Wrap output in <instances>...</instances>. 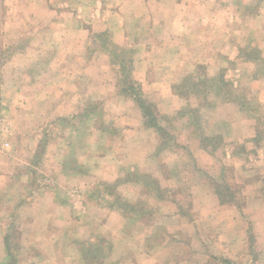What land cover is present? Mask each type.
<instances>
[{
  "label": "crops",
  "instance_id": "1",
  "mask_svg": "<svg viewBox=\"0 0 264 264\" xmlns=\"http://www.w3.org/2000/svg\"><path fill=\"white\" fill-rule=\"evenodd\" d=\"M88 1L0 0V158L3 156L2 152L9 149V139L14 137V132L17 130L21 134L18 141L20 147L15 150V154L12 153V158L0 159V264H78L83 259L76 247L82 238L79 239L80 235L74 232L71 209L66 206L68 202L78 216L77 208L83 206V203L77 206L71 203L73 190L76 188H70L65 198H62L61 190H65L76 179L83 180L90 186V169L99 167L100 163L102 173L94 177H100L103 182L105 179H118L117 173L120 172H115V169L120 168L116 164L121 160L113 154L120 147L113 145L117 138L110 140L100 133L101 140L95 133L96 138L89 142V128L96 118V113L90 111V102L102 100L103 108L100 107L99 111L104 110L105 116L116 117L121 111V94H114L115 90L111 94H100L104 83L110 86L116 80L108 50L119 54L118 52L127 53L125 48L129 52L134 48L136 53L139 52L135 60L139 68L138 72H134V79L141 84L146 98L157 103L163 116L173 115L193 105H189L187 100L195 98L194 95H175L172 92V78L189 73L192 59H196L198 64L204 59V65L210 62L211 66L216 67L224 59L223 65L236 68H244V65L264 66L262 33L249 32L251 29L243 24L237 32L246 35V46L235 48L232 29L221 36L215 25L211 26L215 18L221 17L233 25V19L239 18L238 13H233L235 0H95L98 6L97 16L103 15L105 18L109 15L106 10L108 4H113L111 21L103 22V27L95 36V42L92 41L89 17L84 19V10L89 8L85 7ZM239 1L244 4L242 12L247 13L240 14L244 23V18H250L249 2L252 0ZM263 16L260 5L256 15L252 16L251 23L257 24ZM212 36L218 39L214 40ZM102 37L114 40L115 44L106 47L102 44ZM222 42L226 54L223 57L211 54V50L217 49ZM251 45L254 46L253 51L246 55L247 46ZM234 48L238 50L239 57L230 59V52ZM103 50H107L106 53ZM203 52H206L204 57ZM253 52L256 53L254 57ZM97 53L99 55L95 56ZM255 69L252 72L242 69L241 80L251 78L250 80L259 81V73L262 72ZM157 70L159 80L154 75ZM235 73H239V70L236 69ZM9 81L15 87L12 90L6 87V82ZM93 85L96 87H92ZM210 95L204 94V98ZM10 99H16L15 107L10 106ZM234 100L231 108H228L232 104L229 103L219 112L213 110L209 100L206 101L200 110V115L207 116L206 126L214 119L218 121L220 118L217 119V116L223 115L220 127L226 126L235 134L250 130L253 121L248 116L254 120V115L263 113L262 108L253 105V108L247 109L245 106L248 103L244 98L234 97ZM30 102H38L45 107L32 108ZM131 103H123L128 113H132L135 108ZM8 108L11 111L7 113ZM4 112L11 114V118L5 116ZM190 114V120L195 122L193 116L196 114ZM230 116L233 119L228 122ZM175 120L177 119L174 118L172 122ZM31 122H34V126L30 125ZM159 125L164 128L161 122ZM117 127L122 129V125H114L111 120L108 125L92 130L110 134L113 129L118 132ZM205 130L208 131L206 127L201 129L202 132ZM56 131L65 133L63 140L57 139ZM154 131L137 119V122H132V138H121L118 142L128 146L129 152L132 145H139L132 150V155H135L129 172L135 173L141 168V164L147 163L145 173L149 172L148 169L153 171L160 183L156 189L146 184L140 195L153 208H150L148 214L152 215L149 217L152 219L156 215L166 221L155 217L156 222L150 223L145 211V215L137 218L132 215L131 219L125 214L126 208L123 205H102L101 208L99 205L101 219L99 222L98 218L91 220V230L102 235L112 232L120 236L131 220L132 229L141 231L142 228L143 240L140 246H136L137 257L132 259V264H149V259L156 260L157 264H183L184 257L191 259L189 264H200L201 258L206 257L210 261L206 264H216L220 260L218 258H222L221 261L225 263H233L232 261L243 257L248 261L247 264H264V192L259 188L261 182L257 183L258 188L252 187V183L245 185L243 190L246 191V200L241 202V208L235 203L222 204L213 184V181L220 184L214 172L216 163L221 164V175L227 174L228 167L238 168L237 163H241L240 175L247 179L251 173L248 165L250 162L234 154H223L222 161L216 152H208V149L200 146V141L194 140L198 144L194 145L192 151L184 150L196 166V172L208 175L211 186L205 180L198 179L199 187L193 194L204 197L198 201L194 199L193 208L202 217L194 213L192 217H188L177 197V200L162 198V193H171L168 191L172 189L175 172H180L183 154H176L180 160H174L173 167L169 168L171 174L165 172L166 167H169L167 165L162 164L158 169H153L152 163L156 157L153 151L160 145L157 150L163 152L162 148L170 145V140L175 138L167 136L163 142L161 139L156 143L155 135L159 134ZM176 142L179 152L181 143L179 140ZM105 146H112L114 149H104ZM60 152L64 162L60 160ZM142 159L144 163L139 164ZM91 160L100 162L90 166ZM110 169L112 174L109 173ZM159 169L162 170V178ZM125 170L123 169V173ZM181 192L176 191V195ZM134 209H137L136 205H132L131 210ZM172 218L176 220L173 222ZM249 220L254 225V234L250 237L251 247H248L247 240ZM202 221H208L207 234L202 233L201 226L205 225ZM166 222L170 225H166ZM191 227L195 229L194 234H191ZM255 239L259 246L258 253L253 251ZM196 242L208 244V255L204 257L201 245L199 248ZM85 253L89 257L88 252ZM164 254L167 256L162 257ZM20 257L27 259L26 263H21Z\"/></svg>",
  "mask_w": 264,
  "mask_h": 264
},
{
  "label": "rangeland",
  "instance_id": "2",
  "mask_svg": "<svg viewBox=\"0 0 264 264\" xmlns=\"http://www.w3.org/2000/svg\"><path fill=\"white\" fill-rule=\"evenodd\" d=\"M236 2L233 4V13L234 15L238 13L239 18L233 19V25H230V21L221 18H215L214 21L211 23L212 25H215V28L218 30V32H221V36H224V33L227 31L229 32L230 29L233 31L232 36V43L236 46H246V35L241 32H237V29H241V26L245 24L251 31L249 32H260L262 33V41L261 38L259 41L264 43V16L260 19V22L257 24H252V16L256 15L258 12V9L260 8V5L262 6V12H264V0H252L249 2L251 5L249 8L248 16L250 18H244L240 17V14H247L243 13V7L244 4H242V1L235 0ZM112 3L108 4L107 11H109V15L107 14V17L105 18L103 15L97 16V9L98 6L95 3V0H89L88 5L85 7L84 10L85 18L89 17V27L92 34V41L95 42V36L98 32V30L103 27V22H110L111 21V13H112ZM237 9V10H236ZM237 11V12H236ZM111 12V13H110ZM129 17V16H128ZM105 18V19H104ZM106 23V26L108 25ZM249 24V26H248ZM210 27V26H209ZM260 30H259V29ZM219 36V38L221 37ZM215 38L214 40H217L216 36H212ZM106 38V37H105ZM222 38V37H221ZM91 40V35H90ZM107 41L109 44H115L114 40H111L110 38ZM258 41V40H256ZM258 43V42H255ZM223 42L220 43L217 49L211 50V54H216L217 56L223 57L225 53ZM101 47V46H100ZM230 52V59L239 57L238 50H235ZM254 46H247V53L246 55L250 54V52L253 51ZM107 50L109 49L106 48ZM107 50H103L105 53ZM125 52H118L119 54H116L114 52H111L108 50V56L110 57L111 61L113 62V68L115 73V83L111 82L110 86L107 84H103L102 91L100 94H111L112 90H115L114 94H121L122 103H121V111L119 115H116V117H113V115L105 116L103 114L104 110L99 111L100 107L103 108L104 102L102 100H96L93 102H90V111H94L96 118L93 122H91V126L89 128V142L93 141L94 138L100 137V133L105 138H108L110 140L116 139V141L113 143V145H119V150H116L113 152L115 156L119 160H121L120 163H117L116 166L120 167L119 169H115V172L117 173L118 179L113 181L111 178L109 180H106L103 182L100 177H94L96 174L102 173V165L99 164V167H95L93 169H90V181L91 185L88 186L86 182L80 179H76L73 182H71L65 190H61L62 198H65L67 196V191L70 188H76L73 190V197L71 200V203L74 206H77L83 203V206H80L77 208V211L79 212L78 216L75 214V212L72 211V208L70 207L69 203H66L67 208L71 209L72 214V220H73V230L78 236L79 239H81L80 244H78L76 247L80 250V254L82 255L83 259L80 260L78 264H132V259L135 260V257L137 255L136 252V246H140V243H142L143 237H142V228H140L141 231H139L137 228L132 229V220L129 226L126 225L123 234L120 236L116 233H109V235L101 233H97L95 231H92L91 226V220L98 218L97 222L100 221L101 217L99 216V205L101 206H122L126 208L124 210L125 214H128L131 219L132 215L133 217H140L145 215L143 211L146 212V215H148L147 219L152 222L155 221V215L154 218L151 219L148 214L150 213V208L153 210L152 206L149 205L148 201H145L142 199V188L148 185H152L155 189L158 187L160 181L155 177V175L152 173L153 171L148 169V173L145 165L147 164H141L144 163L143 159L140 160L138 163L141 164V168L136 170L137 172L131 173L129 172V169L132 170V150L139 147L137 145L136 147L132 145V150L129 152V147L125 145H121L120 142H118L119 139L123 138H132V122H137L138 120H141V122H144V126L149 129H154L155 133L157 132L159 135H155V141L156 143L159 142V140L167 139V136H174L175 138L170 140V145L166 146L165 148H162L163 152H159V149L157 148L160 146L158 145L156 149L153 151V154L156 155L155 160L152 163L153 169H158L160 166L167 165L166 167L167 173H170L169 168L173 167V164L175 163L174 160H180L176 156V154L182 153L183 158L181 159V166H180V172H175V177L172 178V189H170L169 193H162V198H168L169 200H177L179 204H183L184 210H186L187 216H193L198 214L200 217V213L198 211H194V199L198 201L199 199L203 198V195L195 194L198 189L199 185V178L202 180H205L208 185H210V182L208 180L207 174H198L196 172V166L192 164V159L190 158L189 154H187V151H192L194 145L198 144L194 140L200 141V146H205L204 148L208 149L213 152H216L218 155V158L222 160L223 154H229V155H237L240 158H243V160H248L250 163L248 164L250 166V177L247 179L243 178L240 175L239 167H241V163H237L238 168L235 166L228 167L227 174L221 175V164L216 163L215 166V174L218 177V180H220V184H228L233 192L236 194V198L238 202H244L246 200V195L243 189H245V185L251 184L252 187L258 188L259 182V188L260 191L264 192V66H258L254 65V67L251 66H243L244 68H236L232 67L230 65H223L225 64V59L222 61V64H219V67L211 66L210 62L207 63V65H204V62L206 60H202L199 64L198 62L192 59V64L190 66V72L187 73L185 76H177L172 78V81L174 82L172 85V92L177 94H192L195 96L192 100H187L188 104L193 103V105L188 106L186 108H183L181 111H177L175 114L171 115H161V113L158 110V105L156 102L146 98L144 91L142 90L141 84H138L135 81L134 72H138L139 65L135 63L136 58H138V53L132 48V51L129 52V49L125 48ZM142 53V52H141ZM206 52H203L202 57H204ZM256 53L253 52L252 57L255 56ZM97 53L95 56H98ZM228 55V54H227ZM153 57V56H151ZM211 61V60H210ZM213 64V61H211ZM197 64V65H196ZM241 66V65H240ZM256 68V69H255ZM238 69L239 73H235V70ZM242 69H244L247 72H252L251 70L255 69L260 70L262 73H259L261 75V78L258 80H241V74ZM40 71V69L38 70ZM228 71H231L229 74ZM233 73V75H232ZM254 74V72L252 73ZM156 79L159 80L160 75L159 71L157 70L154 74ZM238 75V77H237ZM202 76V77H200ZM240 81V82H239ZM240 83L242 85L240 86ZM17 86V85H15ZM132 86L134 89H132ZM6 87L10 90L14 89L15 87H12V82H6ZM92 87H96V85H93ZM131 94H141V97H145L156 109V114L158 117V123H162L164 125V128L160 127L165 130L166 135H162V133L155 128V127H149L146 126L147 119H145L144 114L142 110L139 108L137 102L132 97ZM204 94H211L208 98H204ZM244 98L245 102L248 103L245 108L251 109L253 108V105L256 107L262 108L263 113H259V115H254V120L251 116H248L253 122L250 125V130L243 132L242 134H235L233 131H229L226 126H221L223 115L217 116L218 121L214 119L210 123V125L206 126V122L208 121L206 115H200V110H202L203 104L209 100L211 105L213 106V110L216 109L217 112L222 110V107L227 106V104L232 103L231 105H228V108H231V106L235 103V98ZM33 95V94H29ZM171 95V94H170ZM191 97V96H190ZM125 101H131L132 106L135 108L132 109V113H128L127 109L124 107ZM16 99L12 100L10 99V106H16L15 104ZM35 102V101H34ZM243 103H238V105H241ZM245 104V103H244ZM32 108H44L42 107L38 102L35 104H32L30 102L29 104ZM236 105V104H235ZM10 108H8V112H10ZM99 112V113H97ZM4 112L5 116L10 117L11 114H7ZM195 113L193 116V122L190 120L191 114ZM199 114V115H198ZM15 115V114H14ZM11 118V117H10ZM43 118V115H42ZM174 118L177 120L174 121ZM233 119V116H230V119H228V122ZM112 120L114 125H122V129H117L118 132L113 129V132L109 134V132H104L100 130L99 132H95V130H92L93 128L96 129L98 126L108 125L109 122ZM227 121V119H225ZM62 121V120H61ZM64 121V120H63ZM160 121V122H159ZM250 122V120H249ZM31 122L30 125L34 126ZM173 123V124H172ZM112 124V123H111ZM213 125V126H212ZM123 126H129L127 128H124ZM166 126V129H165ZM204 127L208 129V131H201V129L204 130ZM254 127L256 129L254 130ZM32 128V127H31ZM116 128V127H115ZM168 130L171 132L170 134L166 131ZM24 132V131H23ZM96 133V137H95ZM56 134L58 135L57 139L63 140L65 137L64 132L56 131ZM99 134V135H98ZM61 135V136H60ZM172 135V136H171ZM14 137L9 139V142L11 143L9 145V149H6L7 151H3V156L0 159L10 157L12 158V153L15 154V150L19 149L20 144L18 143L19 138L21 134L14 132ZM103 136V138H104ZM26 138V135L23 136ZM79 137V136H78ZM83 137V136H82ZM166 137V138H165ZM206 138L207 141L205 143H202L201 145V139ZM241 139H246V141H240ZM4 140V139H3ZM102 140V139H101ZM176 140H179L181 144V149L179 152L177 151L176 147L178 146V143ZM17 141V142H16ZM4 142V141H3ZM204 142V141H203ZM238 143V145L236 144ZM241 143V144H240ZM161 144V143H160ZM111 145V144H110ZM207 146V147H206ZM163 147V146H162ZM104 149H114L112 146H105ZM143 148V147H142ZM52 149V147H51ZM57 147L55 148V150ZM80 149V148H79ZM164 149V150H163ZM186 149V150H184ZM203 149V148H202ZM28 153V152H27ZM30 153V152H29ZM157 153H160L157 155ZM130 156V157H129ZM129 157V158H128ZM9 158V159H10ZM60 160L62 162V152H60ZM223 161V160H222ZM237 161V160H236ZM96 162H100L99 160L90 161L89 165L91 166L96 165ZM172 164V165H171ZM193 165V167H192ZM123 169H126L123 173ZM161 169H159V175L162 176ZM204 171V170H203ZM217 171V172H216ZM223 171V169H222ZM206 172V171H205ZM109 173L112 174V169L109 170ZM223 173V172H222ZM135 174V175H134ZM164 174V173H163ZM171 174V173H170ZM169 174V175H170ZM144 175H147L148 177H144ZM196 175H199V177H196ZM249 176V175H248ZM128 183H131L128 184ZM133 183V185H132ZM98 188H97V187ZM211 186V185H210ZM173 190V191H171ZM1 191V189H0ZM176 191H182L180 194L176 195ZM195 193L193 194V192ZM1 196V193H0ZM34 196V195H33ZM177 197V199H176ZM95 199V200H93ZM245 199V200H244ZM264 199V198H263ZM102 200V201H101ZM98 201V203L96 202ZM104 201V202H103ZM147 204V205H146ZM132 205H136L137 209L131 210ZM1 206V203H0ZM151 206V207H150ZM76 211V212H77ZM6 213V212H5ZM124 214V213H123ZM124 214V215H125ZM2 215V211L0 209V218ZM126 216V215H125ZM200 217H197L199 219ZM161 221L163 220L161 217H157ZM244 219H247L246 217H243ZM250 218V217H249ZM158 220V222H159ZM176 218H172V221L174 222ZM187 221V219H186ZM205 223L204 226H201L202 233L207 234L208 230V221H202ZM166 225H170L166 222ZM172 225V224H171ZM172 227V226H171ZM197 227V226H196ZM247 227H248V247L251 245L250 237L254 234V225L251 220L247 221ZM173 228V227H172ZM190 228V227H189ZM95 229V228H94ZM168 230H171V228H168ZM173 230V229H172ZM193 231L191 234H194V228L191 227L190 229ZM16 236V235H15ZM87 236L84 240V237ZM89 236V237H88ZM255 236V235H254ZM89 238V239H88ZM253 244V251L255 250L256 253H258L259 246L256 244ZM196 245L200 248L201 245V252L203 253L204 257L208 255V244L203 243L199 244L196 242ZM212 245V244H211ZM251 247V246H250ZM252 251V253H253ZM88 252V256L86 257V253ZM16 253V252H15ZM75 254V253H74ZM252 255V254H251ZM166 257L167 255L164 254L162 257ZM85 257V258H84ZM212 257V256H211ZM168 258V257H167ZM167 258L164 260V262L167 260ZM216 259V258H215ZM220 259L216 264H247L248 261L245 260L243 257L242 259H237L236 261H227L226 263L221 261ZM223 260V259H222ZM21 263H26L27 259L24 257H20ZM191 261L190 258L184 257L182 260L183 264H189ZM149 264H157L156 260L151 261L148 260ZM208 261V257L205 259L201 258L200 264H206Z\"/></svg>",
  "mask_w": 264,
  "mask_h": 264
},
{
  "label": "trees",
  "instance_id": "3",
  "mask_svg": "<svg viewBox=\"0 0 264 264\" xmlns=\"http://www.w3.org/2000/svg\"><path fill=\"white\" fill-rule=\"evenodd\" d=\"M99 37H101V36H99ZM100 39L102 41V44L105 45L106 47L111 45L108 43L107 38L102 37ZM132 89H134L133 86H132ZM131 95L135 99V101L137 102L139 108L142 110L145 119H147L146 126L155 127L158 130V132L160 131L162 133V135L165 136L166 132H165V130H163L159 126L158 117L156 114V109L153 107V105L145 97H141V94H131ZM205 141H207L206 138L202 139V143H205ZM144 177H148V176L144 175ZM213 184L215 186L216 193H217V195L220 199V202L222 204H224V203H235V205L238 208H241V202L237 201L235 192L232 191V189L230 188V186L228 184H225V183L224 184L223 183L218 184L215 181H213Z\"/></svg>",
  "mask_w": 264,
  "mask_h": 264
}]
</instances>
